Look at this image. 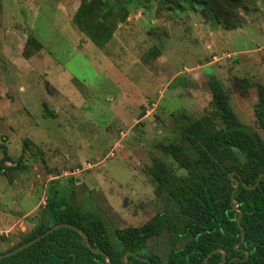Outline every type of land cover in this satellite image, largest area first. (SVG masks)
<instances>
[{"label": "rangeland", "instance_id": "obj_1", "mask_svg": "<svg viewBox=\"0 0 264 264\" xmlns=\"http://www.w3.org/2000/svg\"><path fill=\"white\" fill-rule=\"evenodd\" d=\"M221 1L229 26L185 0H0V253L45 221L48 198L98 217L115 249L116 228L147 220L143 254L165 263L185 241L147 168L185 170L155 144L193 156L184 129L221 127L211 80L264 141V0ZM238 78L253 83L240 93Z\"/></svg>", "mask_w": 264, "mask_h": 264}, {"label": "trees", "instance_id": "obj_2", "mask_svg": "<svg viewBox=\"0 0 264 264\" xmlns=\"http://www.w3.org/2000/svg\"><path fill=\"white\" fill-rule=\"evenodd\" d=\"M185 1L202 6V11L210 18L229 26L230 20L218 9L221 0ZM252 83L244 78L236 80L240 93ZM254 85L257 89L254 121L264 133V85ZM209 88L211 104L219 114L221 127L192 128L188 125L184 129L195 155H187L175 143L155 144L185 170L184 175L176 178L158 159L147 168L156 186L165 188L169 197L176 200L182 219V228L177 235L186 237L180 246L172 244L165 263L152 253L141 252L143 242L158 233L154 226L156 222L147 220L140 226L116 228L114 234L119 247L115 249L98 217L90 212H79L68 202L51 198L47 199L42 212H46L45 221L31 228L8 250L54 224L66 223L81 229L91 247L107 254L111 264H123L124 253H127L126 264H203V258L216 248L224 251L221 264H264V141L239 121L216 80L209 81ZM235 152L242 155V160L237 159ZM220 159L226 162L219 163ZM260 173L263 175L253 187ZM233 179L239 181L236 188ZM233 200L236 201L235 208H232ZM238 209V221L243 230L241 241V231L236 223ZM221 256V252L215 251L206 257L204 264H219ZM0 264L107 263L104 255L93 253L85 246L80 233L58 227L27 247L1 258Z\"/></svg>", "mask_w": 264, "mask_h": 264}, {"label": "water", "instance_id": "obj_3", "mask_svg": "<svg viewBox=\"0 0 264 264\" xmlns=\"http://www.w3.org/2000/svg\"><path fill=\"white\" fill-rule=\"evenodd\" d=\"M261 175H263V173L258 174V178H257L255 184L253 185V187L257 184V182L259 181V178H260ZM233 180H234V188H236V186L238 185V182H239V181H238L237 179H233ZM243 185H244V184H243ZM232 192H233V190H232ZM235 206H236V201L233 200L232 208H235ZM239 217H240V210L238 209V214H237V217H236V223H237V225H238V227L240 228V231H241V235H240V239H239V241H241V240L243 239V230H242V228H241L240 225H239V221H238V220H239ZM58 227H66V228H70V229L75 230V231H77L78 233H80V234L83 236V239H84V242H85V246H86L91 252H93V253H99V254L104 255V256H105V261H106V263H107V264H111V263H110V259H109V257H108L107 254H105V253H104L103 251H101V250H97V249H94L93 247H91L90 243H89L88 240H87L86 235L83 233V231H82L81 229H79L78 227H76V226H74V225L66 224V223H57V224H54V225L50 226L48 229H46L44 232H42V233L36 235L35 237H33L32 239H30V240H28V241H26V242H24V243H22V244H20V245H18V246H16V247L12 248L11 250H8V251H6V252L0 253V259L3 258V257H6V256H9V255L13 254V253H15V252L21 250L22 248L27 247L28 245L34 243L35 241H37L38 239H40V238H42L43 236L47 235V234L50 233L51 231L57 229ZM215 251H219V252L222 253L221 261H220L219 264H221V263L223 262V260H224V251H223L222 249H220V248H216V249L211 250V251L205 256V258H203V264H204V262H205L206 257H208L211 253H213V252H215ZM126 255H127V253H124V255H123V258H124V260H123V264H126V263H127V256H126ZM140 259H141V260H146L145 258H140ZM148 264H149V263H148Z\"/></svg>", "mask_w": 264, "mask_h": 264}]
</instances>
